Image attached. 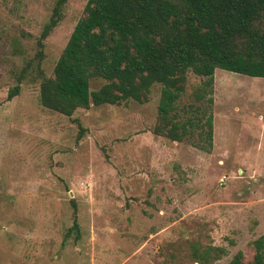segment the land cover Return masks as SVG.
<instances>
[{
	"label": "rangeland",
	"instance_id": "obj_1",
	"mask_svg": "<svg viewBox=\"0 0 264 264\" xmlns=\"http://www.w3.org/2000/svg\"><path fill=\"white\" fill-rule=\"evenodd\" d=\"M88 1L68 0L39 65L57 0H0V264H199L205 251L206 264L239 252L250 263L264 235V79L216 70L210 152L193 146L197 136L153 133L161 85L144 104L48 110L42 78ZM201 81L188 73L180 106Z\"/></svg>",
	"mask_w": 264,
	"mask_h": 264
},
{
	"label": "trees",
	"instance_id": "obj_2",
	"mask_svg": "<svg viewBox=\"0 0 264 264\" xmlns=\"http://www.w3.org/2000/svg\"><path fill=\"white\" fill-rule=\"evenodd\" d=\"M67 2L57 0L43 28L39 65L43 42L60 23ZM217 69L264 79V0H89L53 77L42 78L40 103L72 117L92 106L147 103L153 86L161 85L153 133L177 143L197 136L193 146L210 152ZM189 72L202 81L190 93L191 102L180 106ZM23 77L7 100L20 94ZM93 79L105 83L91 91ZM73 227L78 237L76 219ZM251 249L250 263L239 252L230 264H264V235ZM210 255L198 256L199 264Z\"/></svg>",
	"mask_w": 264,
	"mask_h": 264
}]
</instances>
